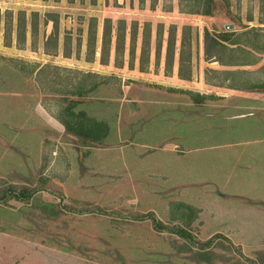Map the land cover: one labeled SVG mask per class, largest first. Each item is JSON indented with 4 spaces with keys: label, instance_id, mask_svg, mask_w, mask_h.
I'll return each instance as SVG.
<instances>
[{
    "label": "rangeland",
    "instance_id": "rangeland-1",
    "mask_svg": "<svg viewBox=\"0 0 264 264\" xmlns=\"http://www.w3.org/2000/svg\"><path fill=\"white\" fill-rule=\"evenodd\" d=\"M180 7L179 0H0V64L21 76L20 85L43 92L42 102L60 120L68 118L70 92L82 91L78 99L95 101L96 118L102 100L113 101L115 109L134 85L165 82L169 36L176 49L183 39L190 45L183 57L196 64L186 65V71L222 79L264 76V0L217 1L212 15ZM105 19L111 20L112 36L103 64ZM205 29L230 32V41L219 48L220 72L204 58ZM118 33L122 51L115 59ZM92 86L94 91L84 94ZM54 92L61 93V105ZM65 159L59 173L44 163V176L33 181L0 175V264H264V251L250 253L220 235L199 237L195 227L171 228L164 220L157 231L153 212H139L117 194L105 195L109 189L97 174L87 190L72 188L75 165ZM9 186L27 188L30 197H12Z\"/></svg>",
    "mask_w": 264,
    "mask_h": 264
},
{
    "label": "crops",
    "instance_id": "crops-1",
    "mask_svg": "<svg viewBox=\"0 0 264 264\" xmlns=\"http://www.w3.org/2000/svg\"><path fill=\"white\" fill-rule=\"evenodd\" d=\"M189 46H173L165 82L134 85L115 109L113 101L98 103L96 118L107 124L100 144L68 132L42 102L45 94L20 85L21 76L1 63L0 175L33 181L44 176V163L59 173L68 158L72 188L87 190L97 174L105 195L125 197L171 228L191 226L199 237L220 235L250 253L264 251V76L186 71L196 64L183 57ZM208 61L220 72L219 61ZM58 93L52 96L61 105ZM69 94L75 112L95 118V101Z\"/></svg>",
    "mask_w": 264,
    "mask_h": 264
},
{
    "label": "trees",
    "instance_id": "trees-1",
    "mask_svg": "<svg viewBox=\"0 0 264 264\" xmlns=\"http://www.w3.org/2000/svg\"><path fill=\"white\" fill-rule=\"evenodd\" d=\"M217 1H227V0H179V5L181 11L185 13L191 14H201V15H212L215 8ZM111 36H112V24L110 19H105L103 22L102 28V35H101V47H100V54H101V63L105 64L108 62V58L110 55V45H111ZM230 32H215L212 33L208 29L204 30V46H205V58L210 59L214 58L219 62H224L222 55L219 54L220 46L226 45L225 43L230 41ZM123 34L118 33L116 36V47H115V59L118 58V54L122 51L121 48L117 46L122 44ZM132 38V37H131ZM182 45H189L185 39L182 40ZM174 46V38L168 37L167 41V55L171 56L172 48ZM92 53L94 50L92 49ZM144 55V51H142ZM96 87L92 86L89 87L87 92L94 91ZM82 92V91H80ZM78 92V95H81ZM77 101L72 102L71 104L66 105L64 107V111L68 118L62 119L65 129L73 133L74 135L82 138L84 142H92L94 144H100L103 138L107 133V124L97 118L89 117L85 114L84 111H77L73 110L75 103ZM7 192H12L14 198L16 199H27L30 197L31 192L27 188H22L19 191H15L12 187L7 188ZM154 227L157 231H161L164 228L163 223L152 217ZM174 231V229H173ZM179 234L188 237L189 233L187 230L182 228H177ZM200 257H204V255H199ZM250 261V259H247ZM251 262V261H250Z\"/></svg>",
    "mask_w": 264,
    "mask_h": 264
}]
</instances>
